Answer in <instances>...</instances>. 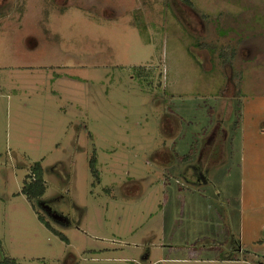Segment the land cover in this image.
<instances>
[{"label":"rangeland","instance_id":"rangeland-1","mask_svg":"<svg viewBox=\"0 0 264 264\" xmlns=\"http://www.w3.org/2000/svg\"><path fill=\"white\" fill-rule=\"evenodd\" d=\"M0 260L264 264V0H0Z\"/></svg>","mask_w":264,"mask_h":264},{"label":"trees","instance_id":"trees-1","mask_svg":"<svg viewBox=\"0 0 264 264\" xmlns=\"http://www.w3.org/2000/svg\"><path fill=\"white\" fill-rule=\"evenodd\" d=\"M188 3H191V0H185ZM95 164V158L92 159V165ZM40 164L37 162L34 166L35 170L37 171V174L35 175V177L33 179H31L30 181H25L24 186H23V190L31 197H37V196H41L44 192L45 186L43 184L42 181V172L40 171L41 168ZM0 260V264H1ZM6 262L9 261H13L11 257H6L5 259Z\"/></svg>","mask_w":264,"mask_h":264}]
</instances>
